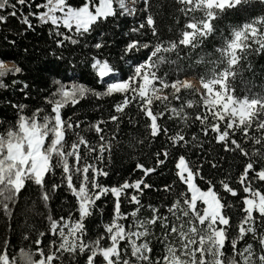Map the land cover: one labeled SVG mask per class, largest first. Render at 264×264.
Listing matches in <instances>:
<instances>
[{
  "label": "snow or ice",
  "instance_id": "6c2138e0",
  "mask_svg": "<svg viewBox=\"0 0 264 264\" xmlns=\"http://www.w3.org/2000/svg\"><path fill=\"white\" fill-rule=\"evenodd\" d=\"M10 19L53 75L0 50V264H264V0H0Z\"/></svg>",
  "mask_w": 264,
  "mask_h": 264
},
{
  "label": "trees",
  "instance_id": "16d2710c",
  "mask_svg": "<svg viewBox=\"0 0 264 264\" xmlns=\"http://www.w3.org/2000/svg\"><path fill=\"white\" fill-rule=\"evenodd\" d=\"M20 28V25L15 19H10L7 25H0V50L14 52L15 56L19 58L21 62H23L24 66L26 67V78L30 81H34L40 87L45 86V81L49 80L53 73L47 71L48 67H52L48 61V58L44 54V50L46 46L50 43L46 32L42 31L41 29H37L36 33H28L26 37H19L15 33ZM16 39L17 40V47L13 50L9 48L7 40ZM24 47L29 48V53H23L22 49ZM253 63L257 69L255 81L256 83H260L262 79H264V74H262L259 70L264 68V55L255 56L252 58ZM33 97L35 98V93H33ZM27 103H32L33 99L29 101H25ZM104 108H107V104H103ZM90 118L95 116L96 113L91 112L89 108ZM71 115V112L68 113ZM10 115V113H9ZM134 161L130 158V156L124 155L123 153L117 154L114 156V164L112 167V171L108 178H105V182L108 183H115L118 180L123 178H127L128 170L132 167ZM167 175H162L160 177H153L154 181H164L167 180ZM27 199V196L24 197V200ZM26 205L24 204L23 200L20 205V210L17 213V216L20 217L25 209ZM60 202H53V210L54 213L59 211ZM29 219H31L29 217ZM23 221L21 220V224ZM4 224L5 221L3 218H0V237L5 235L4 231ZM13 239L18 240V236H14Z\"/></svg>",
  "mask_w": 264,
  "mask_h": 264
}]
</instances>
